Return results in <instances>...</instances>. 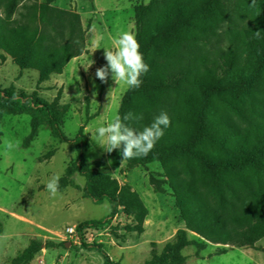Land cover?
<instances>
[{"label": "trees", "instance_id": "obj_1", "mask_svg": "<svg viewBox=\"0 0 264 264\" xmlns=\"http://www.w3.org/2000/svg\"><path fill=\"white\" fill-rule=\"evenodd\" d=\"M15 9L7 5L0 20V51L21 70L37 72L40 83L61 76L83 55L76 15L48 9L56 18L73 20L68 41L49 45L40 28L8 27ZM134 20L149 71L141 76L139 88L125 93L118 115L143 114L142 120L126 122L142 129L167 111L171 123L147 156L124 163L131 170L152 164L162 168L164 180L151 179V187L157 194L162 186L171 190L189 232L213 245L253 249L264 239V0L255 5L252 0H151L135 8ZM33 21L48 24L44 13ZM77 31L80 37L74 39ZM68 110L58 97L47 103L35 93L0 87V118L31 119L24 150L41 129L60 144L75 147L77 158L59 180L58 192L69 188L77 175L85 180L84 199L96 206L109 203L108 218L81 224L77 234L109 226L121 213L135 223L125 232L142 235L147 208L130 186L100 172L104 158L91 164L84 159L88 143L83 127L73 140L64 136ZM107 157L115 156L112 152ZM117 160L121 162V152ZM191 245L201 247L179 233L174 244L145 264H186L183 252ZM56 248L33 240L12 264H30L41 251ZM87 248L96 249L104 264H113L102 248ZM227 253L223 249L218 256Z\"/></svg>", "mask_w": 264, "mask_h": 264}, {"label": "rangeland", "instance_id": "obj_2", "mask_svg": "<svg viewBox=\"0 0 264 264\" xmlns=\"http://www.w3.org/2000/svg\"><path fill=\"white\" fill-rule=\"evenodd\" d=\"M150 1L0 0V20L5 19L7 5L14 4L15 13L8 27L21 24L40 28L43 36L51 40L49 45L68 41L73 20L56 18L48 9L78 17L84 38L83 55L72 60L61 76H50L47 82L40 83L37 72L21 70L0 51V87H13L17 93L27 95L35 93L47 103L58 97L60 105L69 107L62 125L64 136L73 140L83 127L88 143L84 159L91 164L104 158L105 166L100 172L130 186L148 210L142 235L126 233L125 228L135 223L119 213L111 225L84 231L80 237L78 226L108 218L111 208L107 202L96 206L84 199L85 180L77 175L72 178V185L56 196L47 190V182L55 176L60 180L76 160L75 147L60 144L49 130L41 129L37 140L24 150L22 145L30 134L31 119L0 118V264H12L33 240L52 243L57 248L41 251L30 264H104L96 249L89 250L87 246L102 248L113 264H145L154 255L159 256L167 244H174L179 233H184L190 244L201 245L198 249L192 245L185 249L186 264H264V239L253 249H237L213 245L186 230L171 190L162 186L157 194L151 187V179L164 180L158 164L131 170L117 160L121 148L113 151V158L107 157L108 153L98 145L93 150L91 134L118 115L122 98L129 90L123 82L115 83L111 73L107 83L96 78V70L107 64L103 47H111L122 31L135 35V8ZM41 13L48 24L34 23ZM79 37L78 31L74 33V39ZM111 89L114 90L108 98ZM70 230L75 235L70 236ZM223 249L228 253L218 256Z\"/></svg>", "mask_w": 264, "mask_h": 264}, {"label": "clouds", "instance_id": "obj_3", "mask_svg": "<svg viewBox=\"0 0 264 264\" xmlns=\"http://www.w3.org/2000/svg\"><path fill=\"white\" fill-rule=\"evenodd\" d=\"M255 3L256 0H252V4L255 5ZM103 49H105L104 56L107 64L96 70V78L107 83L111 73L112 79L118 85L123 82L129 88H139L142 84L141 76L149 71V65L144 61L136 36L131 31H122L112 41L111 47H103ZM93 63L94 61L91 60V66ZM113 90L109 91L108 98ZM80 94L81 92L78 93L77 98ZM142 119L143 114L136 115L128 112L123 117L116 115L111 122L99 125L91 134L93 150L98 145L105 153H112L123 146L121 165L131 158L147 156L164 135V129L170 125L171 120L167 111H161L151 124L142 129L126 123ZM111 163L112 161L109 160L108 164ZM46 188L52 196H56L59 191V176L51 178Z\"/></svg>", "mask_w": 264, "mask_h": 264}, {"label": "built area", "instance_id": "obj_4", "mask_svg": "<svg viewBox=\"0 0 264 264\" xmlns=\"http://www.w3.org/2000/svg\"><path fill=\"white\" fill-rule=\"evenodd\" d=\"M69 234H70V236H73V235H75V233H74V231H73V230H70V231H69Z\"/></svg>", "mask_w": 264, "mask_h": 264}]
</instances>
